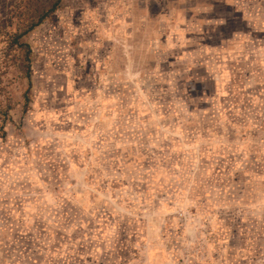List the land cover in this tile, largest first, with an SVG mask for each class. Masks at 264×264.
Listing matches in <instances>:
<instances>
[{"label":"rangeland","instance_id":"374dc122","mask_svg":"<svg viewBox=\"0 0 264 264\" xmlns=\"http://www.w3.org/2000/svg\"><path fill=\"white\" fill-rule=\"evenodd\" d=\"M49 1L0 0V264H264V0H60L16 40Z\"/></svg>","mask_w":264,"mask_h":264},{"label":"trees","instance_id":"16d2710c","mask_svg":"<svg viewBox=\"0 0 264 264\" xmlns=\"http://www.w3.org/2000/svg\"><path fill=\"white\" fill-rule=\"evenodd\" d=\"M59 3H60V0H50L48 2L49 7L46 10H43L42 9L40 11V13L38 14V16H37V21L34 24H32L31 26H29L28 29H26V31L24 33H22V35L17 36L16 37V40H18L19 38H21L26 33L32 31L35 27L41 25L50 15H52L58 9ZM15 43L17 44L18 42L15 41ZM18 47H22V48L24 47L25 53L26 54L29 53L28 48H27V45L18 44ZM28 61H29V58L28 57H25L26 64L28 63ZM26 69H27L26 78L29 81V85H28L29 88L27 89V91L25 92V94L23 96V99H24L23 109H24L25 112L27 111L28 106H29V103H30V98H29L28 95L30 93V87H31L30 78H29V68H28V64H27Z\"/></svg>","mask_w":264,"mask_h":264}]
</instances>
